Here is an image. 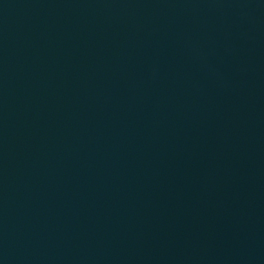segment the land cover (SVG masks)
<instances>
[{
  "label": "water",
  "instance_id": "water-1",
  "mask_svg": "<svg viewBox=\"0 0 264 264\" xmlns=\"http://www.w3.org/2000/svg\"><path fill=\"white\" fill-rule=\"evenodd\" d=\"M0 264H264V0H0Z\"/></svg>",
  "mask_w": 264,
  "mask_h": 264
}]
</instances>
